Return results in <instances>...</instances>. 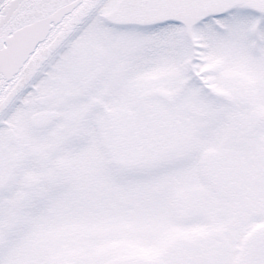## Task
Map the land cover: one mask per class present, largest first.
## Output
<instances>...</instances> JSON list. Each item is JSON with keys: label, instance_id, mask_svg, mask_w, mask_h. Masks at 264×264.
<instances>
[{"label": "snow or ice", "instance_id": "6c2138e0", "mask_svg": "<svg viewBox=\"0 0 264 264\" xmlns=\"http://www.w3.org/2000/svg\"><path fill=\"white\" fill-rule=\"evenodd\" d=\"M0 264H264V0H0Z\"/></svg>", "mask_w": 264, "mask_h": 264}]
</instances>
